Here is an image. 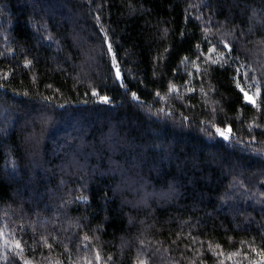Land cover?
Wrapping results in <instances>:
<instances>
[{
    "label": "trees",
    "instance_id": "1",
    "mask_svg": "<svg viewBox=\"0 0 264 264\" xmlns=\"http://www.w3.org/2000/svg\"><path fill=\"white\" fill-rule=\"evenodd\" d=\"M1 107L0 264H264V0H0Z\"/></svg>",
    "mask_w": 264,
    "mask_h": 264
},
{
    "label": "rangeland",
    "instance_id": "2",
    "mask_svg": "<svg viewBox=\"0 0 264 264\" xmlns=\"http://www.w3.org/2000/svg\"><path fill=\"white\" fill-rule=\"evenodd\" d=\"M114 62V67H115V72H116V77L118 79V81H122V74L119 70V67L117 66V64L115 63V60H113ZM244 97H245V102L251 104V105H256L257 104V100L259 98V94H260V91L257 90H253V91H250V92H247V91H244ZM245 93H247V96H245ZM249 99H251L252 101H254V103L252 102H249ZM228 132H223V137L225 136H228Z\"/></svg>",
    "mask_w": 264,
    "mask_h": 264
},
{
    "label": "snow or ice",
    "instance_id": "3",
    "mask_svg": "<svg viewBox=\"0 0 264 264\" xmlns=\"http://www.w3.org/2000/svg\"><path fill=\"white\" fill-rule=\"evenodd\" d=\"M243 90V89H242ZM245 96H247V93H245ZM249 102H252V103H254V101H252L251 99H249ZM218 132H221V130H217ZM221 134L223 135V132H221ZM225 139H228V136H225L224 137ZM16 247H18L19 248V243H17L16 244ZM141 264H143V261H141Z\"/></svg>",
    "mask_w": 264,
    "mask_h": 264
},
{
    "label": "bare ground",
    "instance_id": "4",
    "mask_svg": "<svg viewBox=\"0 0 264 264\" xmlns=\"http://www.w3.org/2000/svg\"><path fill=\"white\" fill-rule=\"evenodd\" d=\"M6 34H7V33H6ZM2 105H3V104H2ZM2 107H3V106H2ZM2 107H1L0 111L3 109ZM5 108H6V107H5ZM3 110H5V109H3ZM3 110H2V111H3ZM5 111H7V110H5ZM16 116H17V115H16ZM16 116H15V117H16ZM20 116H21V115H20ZM18 117H19V116H18Z\"/></svg>",
    "mask_w": 264,
    "mask_h": 264
}]
</instances>
